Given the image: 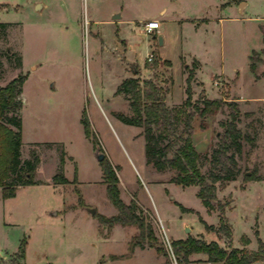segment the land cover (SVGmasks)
I'll return each mask as SVG.
<instances>
[{
	"label": "rangeland",
	"instance_id": "obj_1",
	"mask_svg": "<svg viewBox=\"0 0 264 264\" xmlns=\"http://www.w3.org/2000/svg\"><path fill=\"white\" fill-rule=\"evenodd\" d=\"M36 2L46 4L40 13L34 10ZM114 14L121 18L113 20ZM153 20L160 29L147 35L144 25ZM0 23L8 25L5 34L0 31V88L19 75L26 77L21 162L34 151L39 158L35 179L41 182L19 188L7 200L0 189V264H182L172 242L188 237L228 249L223 236L205 231L200 223L199 218L217 228L219 213L204 208L198 188L169 183L171 171L145 168L144 139H135L141 129L116 118V113L131 115L126 99L115 92L124 78L133 77L135 67L141 81L151 79L162 89L172 108L185 100L187 72L197 63L192 101L203 93L209 100L235 102L237 127L244 134L252 136L253 122L254 143L243 144L235 180L217 184L213 205H226L232 247L257 251L256 238L264 243V0H0ZM160 57L169 68L164 63L159 67ZM229 112L224 106L205 120L204 129L199 116L194 117L197 151L218 144ZM61 149L68 184L55 185ZM97 154L115 169L122 201L135 200L137 215L151 225L155 248L135 247L130 258L117 259L129 253L138 229H107L86 211L94 208L106 218L117 214ZM250 175L258 180L246 181ZM177 204L192 213H182ZM22 242L24 260L17 253ZM188 264L213 263L196 254Z\"/></svg>",
	"mask_w": 264,
	"mask_h": 264
},
{
	"label": "trees",
	"instance_id": "obj_2",
	"mask_svg": "<svg viewBox=\"0 0 264 264\" xmlns=\"http://www.w3.org/2000/svg\"><path fill=\"white\" fill-rule=\"evenodd\" d=\"M7 27L8 25L0 23L2 33H6ZM164 64L170 67L168 61H164ZM249 68L252 73L256 70L253 64ZM196 69L197 63L187 72L183 103L178 107L168 108L162 89L151 79L141 81L137 77L140 71L135 67L132 71L133 77L122 80L115 92V95L126 99L131 115L116 113L115 116L122 124L141 129L147 166L157 173L173 172L169 183L181 187H197V197L204 208L219 213L217 228L207 225L201 218L199 220L205 231L223 236L228 249L222 248L216 242L207 243L203 239L188 237L185 240L172 242V251L177 260L182 264H188L191 255L204 254L207 256V262L213 264H264V243L257 237L258 247L255 252L245 248H233L232 229L224 214L226 205L220 202H217L216 207L213 205L216 201L217 184L224 187L228 182L235 180L238 168L236 156L242 153L244 143H254L257 129L251 121L249 125L251 136L244 134L237 127L240 112L235 102L209 100L203 93L198 101L193 102L191 84ZM25 81L26 77L19 75L0 88V189L3 200L14 198L21 187L40 184L35 179L39 165L36 153L31 151L29 159L21 162L20 111L22 87ZM224 106L230 110L229 120L222 124L224 133L218 144L204 152L197 151L192 141L194 117L199 116L200 128L204 129L205 120L221 111ZM245 116L252 117L253 114L246 113ZM83 126L86 137H89L88 122L83 121ZM59 153V169L53 176L52 182L55 185H65L68 184L62 174L65 153L62 149ZM101 165L106 194L117 214L110 218L95 214L94 218L107 229L119 225L134 226L139 231L138 236L129 245V253L117 259L130 258L135 247L141 250L146 246L155 248L156 238L152 227L146 223L145 218L137 215L138 205L135 200L132 199L129 204H125L120 198L119 180L115 169L105 158L101 161ZM204 168H207V173L203 172ZM245 180L258 179L250 175L245 176ZM76 181L75 176L73 183H77ZM79 204L83 206L81 199ZM177 205L182 213H192L191 210ZM156 251L161 254L159 248H156ZM17 253L22 260L25 259V242H22Z\"/></svg>",
	"mask_w": 264,
	"mask_h": 264
},
{
	"label": "built area",
	"instance_id": "obj_3",
	"mask_svg": "<svg viewBox=\"0 0 264 264\" xmlns=\"http://www.w3.org/2000/svg\"><path fill=\"white\" fill-rule=\"evenodd\" d=\"M160 28V24L157 20H154V21H149L147 22L145 25H144V31L147 35H151L153 34V32H156L158 31ZM153 61V56L151 54L148 55L147 57V62L148 63H151ZM159 232L161 234V236L166 239L165 240V243L167 244V246L170 248L169 246V242L167 240V235H166V228L165 226L161 223L160 221V226H159ZM171 250V248H170Z\"/></svg>",
	"mask_w": 264,
	"mask_h": 264
},
{
	"label": "crops",
	"instance_id": "obj_4",
	"mask_svg": "<svg viewBox=\"0 0 264 264\" xmlns=\"http://www.w3.org/2000/svg\"><path fill=\"white\" fill-rule=\"evenodd\" d=\"M37 5H40V7L37 9ZM46 8V4L45 3H42V2H36L35 4H34V10L36 11V12H38V13H40L42 10H44ZM116 14H114L113 16H115ZM120 18H121V16H120ZM154 21V20H153ZM158 21V20H157ZM160 24V23H159ZM160 29V28H159ZM153 33H156V32H153ZM164 61H166L165 59H163V58H161L160 57V61H159V67H161V65L164 63ZM139 70V69H138ZM196 73V72H195ZM127 78H130V77H127ZM124 79H126V78H124ZM123 79V80H124ZM129 127V126H128ZM135 128V127H134ZM137 129H139V128H137ZM140 130V129H139ZM137 135H139L137 138H135ZM136 136L134 137L135 139H141L142 138V136H141V130H140V132L139 133H137L136 134ZM149 166H147L146 165V163H145V168H148ZM39 183H41L40 181H38ZM144 183V182H143ZM154 182H151L150 184H153ZM145 185V187H146V190L148 191V193H149V189H148V184H144ZM150 195V194H149ZM115 216V215H114ZM157 216V218H158V220L159 221H161V223H162V218L159 216V215H156ZM233 238V237H232ZM182 240H185V239H182ZM232 246H233V244H232ZM222 248H224V247H222ZM234 248V247H233ZM243 248H245V249H247L248 251H251V252H254V251H256L255 249L254 250H252V249H249V248H247V247H241V248H236V249H243ZM194 255H196V254H194ZM204 255V254H203ZM205 257H207L206 255H204ZM205 260V259H204Z\"/></svg>",
	"mask_w": 264,
	"mask_h": 264
},
{
	"label": "water",
	"instance_id": "obj_5",
	"mask_svg": "<svg viewBox=\"0 0 264 264\" xmlns=\"http://www.w3.org/2000/svg\"><path fill=\"white\" fill-rule=\"evenodd\" d=\"M40 7V5H37V9ZM113 20L120 19V15H115L112 17ZM159 45H162V38L159 37ZM98 161H102L104 159V155L97 154ZM86 211L90 214L92 218L95 217L96 210L94 208H87ZM187 233L190 231L188 228H186Z\"/></svg>",
	"mask_w": 264,
	"mask_h": 264
}]
</instances>
